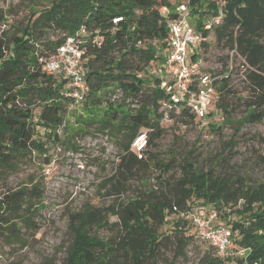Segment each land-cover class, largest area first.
<instances>
[{
	"label": "trees",
	"instance_id": "trees-1",
	"mask_svg": "<svg viewBox=\"0 0 264 264\" xmlns=\"http://www.w3.org/2000/svg\"><path fill=\"white\" fill-rule=\"evenodd\" d=\"M182 3L204 37L213 31L217 45L234 50L250 67L243 119L260 122L264 0H51L18 35L4 33L7 55L0 38V168H14L20 158H31L33 150L43 152L49 163L51 148L74 149L77 136L95 129L113 138L124 180L136 169L159 171L156 187L113 201L107 214L93 206L72 213L71 241L61 264H183L195 240L204 247L201 264H264V180L230 171L221 153L208 164L189 156L175 163L173 151L163 160L159 151L148 149L163 136L159 100L167 98L169 90L160 86L161 78L143 75V69L163 62L169 23ZM214 17L220 22L203 30V23ZM81 26L86 30L80 37L87 89L83 99L75 101L66 80L47 74L43 61ZM198 57L196 52L191 59ZM211 75L218 93L216 107L225 116L227 75ZM178 109L171 113L173 119L195 123L188 107ZM209 127L221 129L211 122ZM141 133L146 134V144L138 156L132 143ZM253 138L264 148L263 136ZM25 193L21 189L0 198V227L13 228L22 219ZM5 207L12 218L1 214ZM195 207L214 212L215 223L229 227L234 241L230 255L217 254L209 241L198 237L195 223L184 214Z\"/></svg>",
	"mask_w": 264,
	"mask_h": 264
},
{
	"label": "rangeland",
	"instance_id": "rangeland-1",
	"mask_svg": "<svg viewBox=\"0 0 264 264\" xmlns=\"http://www.w3.org/2000/svg\"><path fill=\"white\" fill-rule=\"evenodd\" d=\"M50 1L0 0V38L4 55L8 53L4 47L8 38L4 33L9 30L10 38L18 35L20 28ZM188 20L194 25L191 17ZM205 42L197 47L198 61L203 70L218 79L222 74L227 75L229 92L224 96L227 118L219 123L221 129L216 132L209 125L199 128L194 122L182 124L175 116L161 125L163 136L155 141L154 148L148 149L159 151L163 160L173 151L175 163L189 156L198 164H208L213 155L221 153L229 160L230 171L238 170L264 180V148L253 138L256 135L264 137V118L260 122L243 119L248 97L246 74L250 67L234 50L217 45L213 31ZM190 51L194 53L195 49L190 48ZM162 73L165 71L155 62L143 69V75L149 78L162 79ZM165 82H169L167 76ZM47 154L49 163L45 162L43 152L33 150L31 158H20L14 168H0V198L26 190L20 211L22 219L13 228L6 224L0 227V264H61L71 241L68 223L72 213L93 206L102 208L107 214L113 201L136 196L158 185L159 171L153 167L136 169L131 178L124 180L118 172V149L113 138L95 129L77 136L74 149L59 145ZM1 214L6 219L14 216L7 207ZM109 219L113 221L115 216ZM99 233L104 234V231ZM203 248L195 240L188 246L189 252L182 263L201 264Z\"/></svg>",
	"mask_w": 264,
	"mask_h": 264
},
{
	"label": "built area",
	"instance_id": "built-area-1",
	"mask_svg": "<svg viewBox=\"0 0 264 264\" xmlns=\"http://www.w3.org/2000/svg\"><path fill=\"white\" fill-rule=\"evenodd\" d=\"M176 9L178 16L169 23L168 47L160 64V70L165 71L161 76V87L170 89L168 97L159 100L162 113L160 124L172 121L171 113H178V107L182 105L192 112L199 128L208 127L210 122L219 124L224 118L215 104L218 99L214 86L215 77L202 69L198 59H191L198 52L199 43L207 37L190 24L188 19L191 15L186 4L182 3ZM165 10L166 8H162L163 12ZM219 22V17H214L204 22L202 29L210 31ZM84 33L86 30L81 26L75 35L67 37L55 53L43 61V69L47 74L61 76L66 80L69 93L75 101L82 100L87 89L82 65L83 41L80 37ZM190 48H194L195 52L191 53ZM165 76L169 78V82H165ZM145 144V133L134 139L132 145L139 153L138 156ZM184 214L195 223L198 237L209 241L217 254L228 256L232 253L234 241L231 230L224 224L215 223L214 212L207 213L203 208L195 207Z\"/></svg>",
	"mask_w": 264,
	"mask_h": 264
}]
</instances>
